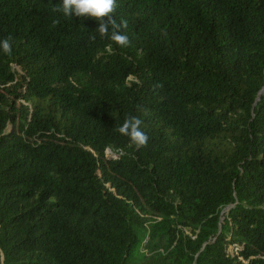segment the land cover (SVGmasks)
<instances>
[{
	"label": "trees",
	"instance_id": "1",
	"mask_svg": "<svg viewBox=\"0 0 264 264\" xmlns=\"http://www.w3.org/2000/svg\"><path fill=\"white\" fill-rule=\"evenodd\" d=\"M61 3L0 0V264H264V0Z\"/></svg>",
	"mask_w": 264,
	"mask_h": 264
},
{
	"label": "clouds",
	"instance_id": "2",
	"mask_svg": "<svg viewBox=\"0 0 264 264\" xmlns=\"http://www.w3.org/2000/svg\"><path fill=\"white\" fill-rule=\"evenodd\" d=\"M117 8V0H62L61 6L54 8L53 11L62 13L68 18L94 19L99 22L96 31L101 39L107 38L120 48H127L130 46V39L128 35L123 34V30L127 29L128 22L123 19L117 21L115 18ZM58 22L54 21V23ZM90 39L95 41L96 36L92 35ZM0 50L8 56L13 54V42L10 36L0 40ZM142 123L139 117L129 115L123 124L116 128V131L128 137L130 144L138 150L147 147L149 141L148 135L142 130Z\"/></svg>",
	"mask_w": 264,
	"mask_h": 264
},
{
	"label": "rangeland",
	"instance_id": "3",
	"mask_svg": "<svg viewBox=\"0 0 264 264\" xmlns=\"http://www.w3.org/2000/svg\"><path fill=\"white\" fill-rule=\"evenodd\" d=\"M126 81L128 83H130L131 81H138V80H137V78H134L131 76V77H127ZM108 153H112V151L109 150ZM230 250L231 251L235 250L233 245L230 246ZM146 251H147V249L145 248V246L143 244L141 249H140V254L137 255V259L135 261V264H144L146 262L145 257H144L145 253L148 254V252H146Z\"/></svg>",
	"mask_w": 264,
	"mask_h": 264
},
{
	"label": "water",
	"instance_id": "4",
	"mask_svg": "<svg viewBox=\"0 0 264 264\" xmlns=\"http://www.w3.org/2000/svg\"><path fill=\"white\" fill-rule=\"evenodd\" d=\"M264 92V89L260 92V94H262Z\"/></svg>",
	"mask_w": 264,
	"mask_h": 264
},
{
	"label": "built area",
	"instance_id": "5",
	"mask_svg": "<svg viewBox=\"0 0 264 264\" xmlns=\"http://www.w3.org/2000/svg\"><path fill=\"white\" fill-rule=\"evenodd\" d=\"M109 151V150H108ZM111 151V150H110Z\"/></svg>",
	"mask_w": 264,
	"mask_h": 264
}]
</instances>
